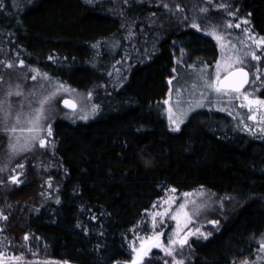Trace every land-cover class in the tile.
Masks as SVG:
<instances>
[{"label": "trees", "instance_id": "trees-1", "mask_svg": "<svg viewBox=\"0 0 264 264\" xmlns=\"http://www.w3.org/2000/svg\"><path fill=\"white\" fill-rule=\"evenodd\" d=\"M238 3L264 37V0ZM180 6L173 14L155 0H0V76L37 70L89 93L97 108L88 121L55 108L41 151L0 162L4 264L127 263L131 241L150 233L149 212L171 189L239 202L215 216L208 237L192 239L191 264H255L264 245V138L206 109L179 132L168 128L163 101L174 70L219 56L209 24L195 17L209 5L194 14L191 0ZM142 264L166 263L154 251Z\"/></svg>", "mask_w": 264, "mask_h": 264}, {"label": "rangeland", "instance_id": "rangeland-1", "mask_svg": "<svg viewBox=\"0 0 264 264\" xmlns=\"http://www.w3.org/2000/svg\"><path fill=\"white\" fill-rule=\"evenodd\" d=\"M127 1L125 0V2ZM143 1L150 2V0ZM191 1L194 5V10L191 11L193 14L202 5H209V12L202 10L195 17L201 25L209 24L210 28L204 33L210 35L216 43L219 56L211 66L208 64L191 68L182 66L178 70H174V76L170 80V89L163 101L169 130L174 133L179 132L195 112L206 109L227 113L234 118L242 131L264 138V131H261L264 129V105L253 104L252 111H249L248 107H240L241 104L247 103L243 100V95L251 94V99L264 100V54L256 48L255 41L249 39L250 36L255 37L256 40H259L260 37L248 28V23H244V21L248 22L246 14L245 17L238 15L241 12L238 0H203V3ZM155 2L157 5L164 2L173 14L183 12L180 6L181 0H155ZM214 12L215 15H213ZM237 24L240 26L235 27ZM228 25L233 26L229 27ZM216 37H220V39L218 40ZM253 52L262 55V59L253 60L250 55H246ZM238 68L248 70L252 81L245 91L240 92L239 99L235 98L237 95L235 93H217L207 87L210 83L219 86V81L223 76ZM5 70L0 76V123L3 124L0 129L6 131L5 135L8 141L6 150L0 154L1 164L9 163L18 155H24L26 150L29 152H33L35 149L41 151L43 147L40 146V140H44L47 145L49 118L59 112L58 110L56 112L55 108H61L60 115L62 116L67 118L74 116L82 121H88L97 111L91 102L89 93H75L70 87L53 82L40 71L26 69L25 73H21L17 70L9 71L8 68ZM218 71L219 79H217ZM33 76L36 77L35 80L32 79ZM16 92H20L21 95H15ZM9 93H13V95H9ZM66 98L77 103L76 111H68L61 107L62 100ZM249 116H254L255 119H249ZM37 117H39L38 120ZM177 125L178 130H173L177 128ZM13 128L16 131L13 132ZM13 145H15V151L12 148ZM185 194L191 195L168 192L155 204V207L149 212L150 233L135 236L130 243L131 259L124 264H132L133 259L137 256V252L133 249H139L142 241L146 249L152 243L159 242L161 244L159 248L151 247L142 263L154 251H158L164 257L166 264H175L176 261L191 264L194 258L192 239L208 237L207 231L210 228L217 229L215 216L222 212L224 214L227 208L234 209L239 203L236 199L216 198L203 189ZM173 201L175 202L173 203ZM182 203L186 206L178 215L177 220L171 219V215L176 214V209ZM165 210H168V214L155 216L154 226V214L164 213ZM158 224H166L165 229L158 228ZM174 233H176L175 236H173ZM157 234H161L158 241L146 239L155 237ZM170 237L177 241L175 245H169ZM185 238L187 243L181 247L179 241ZM165 248H169L173 255H167ZM0 257L3 258V261L6 260L3 255ZM255 260V264H264V247L255 256Z\"/></svg>", "mask_w": 264, "mask_h": 264}, {"label": "snow or ice", "instance_id": "snow-or-ice-1", "mask_svg": "<svg viewBox=\"0 0 264 264\" xmlns=\"http://www.w3.org/2000/svg\"><path fill=\"white\" fill-rule=\"evenodd\" d=\"M88 2H91V0H88ZM244 23H248L247 21H244ZM229 27H232L233 25H228ZM240 25L237 24L235 25V27H239ZM192 27L194 28H198V25H195L193 24ZM245 31H247V29H245ZM218 40L220 39V37H216ZM249 39L255 41V46L258 50H261L262 54H264V37L260 38L259 40H256L255 37L253 36H250ZM246 55H250L251 58L253 60H260L262 59V55H257L256 53H247ZM237 63H240V61H237ZM23 64V61H21V65ZM7 67H12L11 64H8ZM217 68L219 70V64L217 65ZM231 75H236L235 73H232ZM239 75H241L244 79H242L238 84L236 85H226L224 84L223 82H220L221 83V86H217V84L215 83H210L207 85L208 88L210 89H213L215 92L217 93H224V94H228V92H231V93H235L237 94L235 98L239 99L240 98V91H241V88L243 87L244 84H247V83H250L252 81H249L247 79L248 77V73L247 72H244L243 69H240L239 71ZM32 79H36L35 76L32 77ZM217 79H219V71L217 72ZM229 79L228 76L225 77V81H227ZM15 95L19 96L21 95L20 92H16L14 93ZM9 95H13V93H9ZM250 95L251 94H248V95H243V100H245L247 103L246 104H241L240 107H248L249 108V111H252V105L253 104H256V105H264V100H254V99H251L250 98ZM165 103H168V101H165ZM69 104L68 101H65V105L67 106ZM74 107V105H72ZM199 106V105H198ZM249 119H255L254 116H249L248 117ZM39 119V117H37V120ZM182 122V121H181ZM173 123H175V121H173ZM173 130H178V125H177V128L173 129ZM12 131H16L15 128L12 129ZM30 131H32V129H30ZM261 131H264V129H261ZM48 135L50 136L51 135V129L49 128L48 129ZM40 146L41 147H44L45 146V141L44 140H40ZM13 150L15 151V145L12 146ZM19 167H23V165H19ZM11 182L12 183H15V184H19V183H22L21 180H19L17 177H12L11 178ZM170 191L172 192H175V189H171ZM184 195H191V194H184ZM175 201H173L174 203ZM185 204H180L179 207L176 209V214L175 215H171V219L173 220H177V217L178 215L183 211V209L185 208ZM155 207V205H154ZM168 214V210H165L164 213H155L154 216H153V220H154V226H155V216H163V215H166ZM3 219H7V217H2ZM159 235L161 234H157L155 237H148L146 238L148 241H151V240H156L158 241L159 240ZM176 233L173 234V236H175ZM25 240L28 239L27 236L24 237ZM177 243V241L174 239V238H169V245H175ZM187 243V239H182L179 241V244L181 247H183V245ZM151 247H161V244L159 242H156V243H152L149 248H145L144 246V242L142 241L141 245H140V248L139 249H133L135 252H137V256L133 259V262L132 264H142V261L144 259V257L148 254V251H150V248ZM262 247H264V245H262ZM166 254L169 255V256H172L173 255V252L169 249V248H165L164 249ZM12 259L16 260V261H19L21 260L22 258L21 257H13ZM0 264H4V261H3V258L0 257ZM175 264H183L182 261H176Z\"/></svg>", "mask_w": 264, "mask_h": 264}, {"label": "water", "instance_id": "water-1", "mask_svg": "<svg viewBox=\"0 0 264 264\" xmlns=\"http://www.w3.org/2000/svg\"><path fill=\"white\" fill-rule=\"evenodd\" d=\"M240 69H243V68L234 69V70L230 71L229 73H227L225 76H223L221 78V80L219 81V86H221L220 82H223L226 85H236V84H238L242 79H244L241 75H239ZM243 71L247 72L249 74L247 79L249 81H251L250 72L248 70H246V69H243ZM232 73H235L236 75H231ZM226 76L229 77V79L227 81H225V77ZM249 85H250V83L244 84L243 87L241 88L240 92L245 91L249 87ZM65 101L69 102V104L67 106L65 105ZM72 105H74V107ZM61 107L63 109H65V110H68V111H76L77 108H78V105H77V103L74 100H72L70 98H66V99L62 100Z\"/></svg>", "mask_w": 264, "mask_h": 264}]
</instances>
